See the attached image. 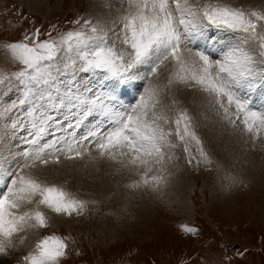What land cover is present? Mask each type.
I'll use <instances>...</instances> for the list:
<instances>
[{"label":"snow or ice","instance_id":"1","mask_svg":"<svg viewBox=\"0 0 264 264\" xmlns=\"http://www.w3.org/2000/svg\"><path fill=\"white\" fill-rule=\"evenodd\" d=\"M119 4L120 15L113 24L118 22L120 30L111 43L109 32L113 29L89 19L80 30L58 38L41 40L36 29L22 42L3 45L21 67L10 74L0 70V86H11L15 81L22 92L3 113L10 115L20 109L11 126L15 129L27 121L28 147L18 154L13 168L5 167V158L0 157V256H7L15 247L18 234L49 226L45 210L71 216L82 215L86 208V201L64 187L43 182L33 169L59 164L61 158L88 156L110 160L137 173L143 168L140 181L129 187L158 184L163 178L149 180L147 173L153 165L172 159L166 149L176 147L170 139L173 134L181 143L194 141L204 161L211 163L187 111L178 110L173 120L160 110L161 89L152 81L159 78L158 70L166 62L175 66L166 88L174 84L199 86L214 98L212 102L229 124L236 126L241 121L243 130L254 138L264 130V113L254 111L250 100L241 94L264 81V68L257 66L264 65V12L245 11L223 0H119ZM74 23L80 24V19ZM209 27L237 34L220 60L190 47ZM252 42L258 52L245 47ZM78 73L117 85L148 81V86L134 105L125 107L115 103L116 96L105 91L103 84L97 89L94 80L78 79ZM61 116L63 120L58 119ZM90 118L94 122L89 127L85 121ZM172 123L174 130L166 128ZM48 136L53 138L47 140ZM184 151H189L187 146ZM183 230L195 233L192 228ZM67 247L64 239L46 236L24 257L25 264H61Z\"/></svg>","mask_w":264,"mask_h":264},{"label":"rangeland","instance_id":"2","mask_svg":"<svg viewBox=\"0 0 264 264\" xmlns=\"http://www.w3.org/2000/svg\"><path fill=\"white\" fill-rule=\"evenodd\" d=\"M227 1L226 3L235 5L233 7L238 5L241 8L250 3V7L245 6V11L264 12V0H254L256 5L251 3V0H242L244 4L240 0L238 2L237 0ZM106 4L105 0H0V70L10 74L21 67L11 59L10 53L3 48L4 44L22 42L26 34L34 33L36 29L40 30L41 40H48L58 38L60 34L68 31L80 30L85 20L90 19L93 24L99 21L104 25L103 13L104 10L108 9ZM241 4L242 6H240ZM77 19H80V24L74 23ZM117 25V29H120L118 22ZM116 32L109 34L110 43L115 39L113 36ZM48 33H51V36ZM204 34L200 37L202 39H197L198 44L195 42L190 47L205 52L212 60L222 59L220 51L222 52L223 48L219 46V40H223L225 37L228 39V46H230L235 42L237 35L214 27L206 29ZM217 39H219L218 42ZM28 43L31 44V41ZM245 47L258 52L255 42ZM257 66L264 68V65L261 64ZM101 82L111 88L107 92L115 93V95L120 93L119 97H116L115 103L125 107H130L137 102L148 83V81H143L144 83L136 84L137 81H134L128 85H117L114 81L100 80L99 84ZM115 84L119 87V91L124 87V91L134 98L127 95L126 100L122 99L121 92L118 93L112 89ZM260 84L264 87V81ZM186 86V89L198 91L210 100L209 107L198 108L195 112L190 109V101L188 106H190L193 130L201 140V146L211 163L204 161L194 141H191L187 146L189 151L185 152L186 145L178 139V144L174 142L176 147L172 148L174 149L173 156L176 158L166 160L163 165L153 166L162 173L166 172L168 167L180 166V162L186 166L178 170L177 173H182L190 182L187 208L182 206L179 199L172 205L153 201L150 209L146 210L145 208L144 213L140 214L141 209H139L140 213H134L118 204L117 199L123 195L121 190L116 192V189L109 188L105 182L104 186L100 182L94 187L93 180L98 181L95 177L84 180V183L72 179L71 175L69 177L61 176L59 181H51L48 184L64 187L77 198L86 201L83 214L57 215L45 210L49 217V226L43 229H31L34 235V245L23 250L9 249L7 256H0L4 260V264H25L24 257L34 251L36 243L51 235L64 239L68 245L61 264H264V130L261 131L258 138H254L252 134L243 130L244 126L241 121H237L236 126L229 124L223 119L222 111H218V106L212 102L213 97L201 91L199 86ZM256 89H252L253 95L245 93L246 88L241 91V94L250 100L253 110L257 108L256 103L264 97V92L260 94L258 91L260 88ZM165 92L168 95L165 99L164 95H161L162 105L170 104L173 100L178 103L171 104L175 110L172 114L175 115L168 113V116L171 115L170 118L173 117L174 120L178 110L182 108L177 106L179 105L178 97L171 101L170 92ZM21 95L22 92L15 81L12 82L11 86H8L7 83L0 86V119H4L7 115L3 113V108L18 100ZM122 95L125 94L122 92ZM260 102L264 103L263 100ZM204 109L206 113L209 112L210 116L217 118L216 122L220 123L219 129L212 126L205 127L206 113L198 111ZM216 109L217 112H215ZM257 109V112L264 113L259 108ZM231 111L235 113L234 107ZM17 112H20V109L13 111L15 116ZM193 112L195 113L194 116L192 115ZM92 122L94 121L90 118V121H85V124L90 127ZM26 124L27 122L22 124L18 131L14 130L13 127L12 131L9 127V132L2 133V136L6 135L5 137L0 135V157L15 158L11 156L13 154L11 148H4L15 142L14 136H17V139L19 136L21 140H25L24 136L28 135V132L25 133ZM171 125L174 130L175 124L172 123ZM221 125L224 127L223 129ZM52 130L56 131V129ZM56 135H63V133L56 131ZM214 136L221 140L227 139L224 151L228 154L229 159H236V163L223 166L221 160L223 157L220 154L218 157L212 154L213 147L211 146L206 149L203 145V139ZM174 137L176 136L173 134L171 138ZM4 140H9L11 144L7 145ZM230 140L235 145H232ZM27 147H18V151L22 152ZM92 149H95L94 145H91V151ZM176 152L181 154L178 155L179 153ZM84 158L61 159V161L83 160L82 162L86 163L87 159ZM105 160V162L110 161ZM245 161L246 166L243 167ZM252 164L254 167L262 164L260 172L256 171L253 179L249 178L244 182L237 181L236 169L237 171L239 168L242 171L255 170ZM73 171H75L74 168L69 165L64 167L66 176L72 174ZM136 173H130V178L137 176ZM138 179L140 181L141 175L138 176ZM143 185L144 187L147 186ZM154 186L158 187L159 185L156 186L155 184ZM111 192L116 193L111 194ZM185 227L195 229V233L184 231Z\"/></svg>","mask_w":264,"mask_h":264},{"label":"bare ground","instance_id":"3","mask_svg":"<svg viewBox=\"0 0 264 264\" xmlns=\"http://www.w3.org/2000/svg\"><path fill=\"white\" fill-rule=\"evenodd\" d=\"M226 1L227 0H224L225 3H226ZM240 1H242V0H240ZM258 1H260V0H258ZM105 2H107L106 6H108V5H111V6H108V9L104 10V13H103L104 14L103 15L104 16V25L107 28L113 29V31H110L109 34H112L115 31L119 32L120 29H117L118 28L117 23L113 24V21L117 20L118 16L120 15V12L117 11V9L120 8L119 0H105ZM227 2L229 3V1H227ZM232 2H234V1H232ZM237 2H238V0H237ZM252 2L254 3V0H251V3ZM243 4H244V2H243ZM245 4H247V3H245ZM233 6H235V5H233ZM240 6H242V4ZM245 6H244L243 9H245ZM247 6L250 7V3ZM237 7H238V5H237ZM113 37L116 38V36H113ZM219 37H221V35H219ZM200 39H202V38H200ZM218 40L219 39H217V42H218ZM228 43H229L228 39H226L225 37L223 38V40H219V42H218L219 46L223 48L222 52L220 51V55H222V57H223L224 52L227 50V47H229ZM158 71H159V78L158 79L157 78H153L152 82L154 84H158L160 86L161 95H164V99L168 95V94H166L165 91L170 92V95L172 96L171 97V101H172L173 98L175 99L176 97H178L179 105H177V106H180V108H182V109H186V111H187L189 116L191 115V113L189 111V107L190 106H188L189 101L191 102L190 109H193L194 112L198 108L209 107L210 100H209L208 97L200 94L198 91L195 92V91H191V89L189 90V88L186 89V87H187L186 85L174 84L171 88H166L165 87V85L167 84V79H168L169 75L172 72L175 71V66H174V64L172 62L166 63ZM77 77H78V79L94 80V82H96L95 86H96L97 89L100 87L101 84L104 85V90L105 91H108V90L111 89L110 87H107V85L104 82H101L99 84L100 80H98V78L92 77L90 74L78 73ZM141 82H143V81H137L136 84H140ZM147 86H148V83H147ZM118 88L119 87H117L116 84H115L112 89L116 90L118 93L121 92V96H122L121 98L122 99L126 100L127 95L129 97L132 96V95L127 94L124 91L125 90L124 87H122V90L120 89V91H119ZM256 88H260V90H258L260 94H262L264 92V87L260 83H257V85H256V87L254 89H256ZM258 91H256V92H258ZM122 92L125 95H122ZM245 93H249V94L253 95V91L252 90H248L247 88L245 90ZM113 95H115V93ZM118 95H115V96L117 97ZM186 97H187V100H186ZM135 98L137 99V96ZM260 100L264 101V97H263V99H260ZM260 100L256 103V107L259 108L261 110V112H264V103H261ZM9 102H11V101H9ZM171 104L172 103H170V104L166 103V104L162 105L163 107L160 106L161 111L163 110V112L166 113L167 115H168V113L171 114V115H175V114H172L173 111H175V110H173V107H172L174 104L172 106H171ZM177 106H176V108H179ZM253 107H255V105H253ZM257 108H254L255 109L254 111H256ZM198 111H202L203 113H206L205 109L204 110H198ZM194 112L192 114L193 116L195 114ZM215 112H217V109H216ZM53 115H55V113H53ZM171 115H169V117ZM208 115H209V112L206 113L205 127L208 128L209 126H212V127H215V128L217 127V129H219V124L220 123L218 124L216 122L217 118L215 116H210V115L208 116ZM15 118H16V116L13 113V114H10V115L7 114L4 119H0V133H1L0 135H1V137L4 136V135L2 136V133L4 134L5 132H9V127L12 130L11 122ZM171 118L173 119V117H171ZM58 119L63 120V117L62 116L58 117ZM218 120H219V122H221L220 118H218ZM25 122H27V121H25ZM73 122H74V120H73ZM64 124L66 125L67 121H64ZM171 126L172 125L169 124V125L166 126V128H171ZM221 127H222V129L224 128L222 125H221ZM4 128H6V130H3ZM20 128H21V125L18 126L17 128H15L14 130L18 131ZM25 131H26L25 133L28 132L27 127H26ZM14 137H15V142H12V144L10 143L9 140H7V141L4 140L7 145L11 144L8 147L5 146L4 149H10L11 148V150L13 151V154L11 156L15 157L14 159H12V158L4 159V166L8 167V168L15 167L17 162H18V160H19V155L18 154L20 152L18 151V147L25 148L26 146H28L25 143V140L24 141L21 140V138L19 136H18V139H17V136H14ZM24 137H26V136H24ZM222 137H224V136H222ZM46 139L50 140L51 136L46 137ZM170 139L173 142H176V144H178V138L177 137L170 138ZM226 140L227 139H224V138L221 140L217 136H214L212 138H207L206 137V138L203 139V145L206 147V149L209 146L213 147L212 150H211V153L214 154L216 157H218V154H220L223 157V159H221L222 162H223L222 163L223 166L224 165L225 166H230V165H233L232 163H236L237 161H236V159H229L228 158V154L224 151ZM186 142H187V144H186ZM190 143H191V140H186L184 142V145L188 146ZM231 144L235 145V143L233 141H231ZM216 145H218L219 147H217ZM173 150L174 149H172V148L171 149H166V153L168 155H171L172 159L174 160L176 157L173 156V154H174ZM176 150H177V148H176ZM92 154H93V157L97 156V154L95 152V149H92ZM180 154L181 153H179L178 155H180ZM88 158H89L88 156H86L84 158V159H87L86 163L82 162L83 160H76L75 162H66V161L62 160L59 164L50 163L46 167H41L39 169H33L31 171L33 172L34 175L38 176L39 179H41L45 183H48V182H51V181H59V178L61 176L62 177H69L71 175L70 177H73L72 179L80 180V181H83V182H84V180H90V179H93V177H95V179H97L99 182L98 181L96 182L95 180H93L92 183H93L94 187H96L97 184H99L100 182L104 186V182H105L106 185L109 186V188L116 189V192L118 190H121L123 195L120 196L121 198L117 199L118 204L120 206L124 207V208L130 209L134 213L135 212H139L140 213L139 209H141V213L140 214L144 213L147 209H150L151 204H152L153 201L170 203L172 205L176 200L179 199L183 207H185V208L188 207L187 198L190 195V193L188 192L189 188H190V182H188V179L185 178L182 175V173L181 174L177 173L178 170L182 169L183 167H186V166H183L182 162H180L181 163L180 166H177L175 168L168 167L166 169V172H164V173L156 170L155 167L152 166V171L147 173L148 177L152 178V177L159 176V177H162L163 179L158 184H156L154 182H151L149 185L144 187V185L141 183V185L139 187L132 188V187H129V185L134 183L136 179H137V181H139L138 176L142 175L144 173V169L143 168L140 169L139 173H136V174H138L137 176L135 175V176H132V178H130V176H129L130 173L134 172V174H135V171H132V170L127 169V168H123L121 165H119L117 163H114L112 161L105 162L106 161L105 159H99V158H97V159L89 158L88 159ZM177 158H178V156H177ZM61 159H63V158H61ZM167 161H169V160H167ZM179 161H180V159H179ZM68 165L71 166L72 168H74L75 171H73L72 174H69L68 176H66V174L64 173V167L66 168V166L68 167ZM245 166H246V161L243 163V167H245ZM262 166H263L262 164H259L257 167H254V164H252V167L255 170H251V171H248V170L242 171L241 168H239V171H237V169H236V174L238 175L237 176V181L244 182V181H246L249 178L253 179V177L257 173L256 171L260 172V169H261ZM236 167H238V166H236ZM83 169H84V171H83ZM69 170H71V169H69ZM69 170H67V171H69ZM67 171H65V172H67ZM155 184H156V186H158V185L159 186L155 187L154 186ZM160 186H161V189L159 190ZM124 191H126V192H124ZM116 192H111V194L116 193ZM151 199H153V200H151ZM25 207H29V206L26 205ZM145 208H146V210H144ZM21 211H23V209H21ZM33 236L34 235L32 234L31 229H28L24 233L18 234L14 238L15 247L12 248L11 250H17V249L18 250H21V249L23 250V249L31 248L34 245V243H35ZM21 238H24L23 239V243H20V239ZM0 264H4V260L1 257H0Z\"/></svg>","mask_w":264,"mask_h":264}]
</instances>
